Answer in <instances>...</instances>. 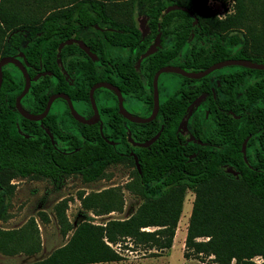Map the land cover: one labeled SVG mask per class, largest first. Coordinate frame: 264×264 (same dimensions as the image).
Listing matches in <instances>:
<instances>
[{
	"label": "trees",
	"instance_id": "trees-1",
	"mask_svg": "<svg viewBox=\"0 0 264 264\" xmlns=\"http://www.w3.org/2000/svg\"><path fill=\"white\" fill-rule=\"evenodd\" d=\"M39 2L44 5V0ZM136 3L147 15L149 31L146 34L135 24L113 18L103 0H74L60 11L42 17L32 15L26 3L0 0V57L23 51L32 66H26L29 74L34 73L33 67L41 64L43 69L51 70L58 77L50 80L51 76L44 74L32 80L22 97V104L31 112L42 111L50 93L64 90L73 100L82 102V112L90 115L93 109L89 88L106 76L103 71H96V61L89 56L85 55L80 58L82 60L68 57L64 60V68L73 76L70 83L61 72L57 57L80 48L65 44L58 51L57 46L72 35L71 31H100L104 23L128 30V33L107 36L110 42L128 44L131 58L117 52L111 60L115 62L117 74L127 76L124 82L117 81L124 92L142 98L144 102L145 97H149L146 112L152 103L153 74L162 65L172 63L197 70L229 57L264 62V55L251 54L245 48L247 39L238 26L241 0H238L237 13L223 19L213 14L205 0H136ZM170 4L186 6L192 14L181 8L165 11ZM261 14L264 31V0L261 1ZM158 30L168 42L142 57L136 66L138 57ZM88 43L93 45L91 41ZM103 44L105 42L101 41ZM95 51L101 59L106 56L105 50ZM8 64L11 63L2 67L0 86V205L3 193L10 192L6 185L16 176L36 174L57 179L65 174L80 173L84 181H92L103 177L110 163L124 160L134 166L136 178L135 185L132 187L128 183V188L143 197L135 212L127 218L109 219L104 224L84 219L70 227L63 208L60 220L64 221V226L61 229L67 233L73 228L72 233L65 242L31 264L119 260L120 253L109 242H119L127 237L147 248L169 247L186 188L195 191L185 238L187 247L195 254H213V260L218 264H230L232 259L236 264H264V140L259 134L264 128V113H258L259 108L264 107V91L255 94L259 87L264 89V69L232 64L243 69L244 75L254 78L246 82L244 94L249 112L238 118L230 116L226 122L230 131L241 128L242 136L248 137L244 144L248 162L236 163L230 158L241 156L240 139L234 145L231 142L227 150L199 145L195 154L190 155L195 148L184 144L178 131L189 103L184 95L175 100L177 105H173L172 97L165 98L155 118L135 122L119 112L116 97L109 89L97 88L94 94L102 114L101 127L98 123L76 120L65 105L50 110L41 119L49 128L48 132L40 121L22 116L15 108V96L23 88L24 77L19 69L11 71ZM176 74L184 83H203L201 79L210 73L200 78ZM99 94L103 97L102 102L98 101ZM108 94L113 96L112 100ZM200 124L204 126V122L200 121ZM158 130V137L147 146L134 145L128 139L130 136L133 140L144 141ZM196 136L205 140V128ZM132 152L138 157L140 171L135 166ZM226 155L228 159L223 162ZM108 192L97 191L84 197L80 195V198L86 208L97 213L121 208L118 198L108 194V200H105ZM63 203L66 204V200ZM148 225L157 227L142 229ZM14 232L19 231L0 229V248L8 245ZM199 236L206 238L196 239ZM18 238L19 242L25 241L22 233ZM255 255H261L263 259L257 261L253 259Z\"/></svg>",
	"mask_w": 264,
	"mask_h": 264
},
{
	"label": "rangeland",
	"instance_id": "rangeland-1",
	"mask_svg": "<svg viewBox=\"0 0 264 264\" xmlns=\"http://www.w3.org/2000/svg\"><path fill=\"white\" fill-rule=\"evenodd\" d=\"M26 3L29 12L37 17H42L50 12H58L67 3L74 0H17ZM108 14L120 22L135 24L143 34L148 33L147 15L137 5L136 0H103ZM262 0H241L239 12V24L247 43L245 48L251 54L264 55V31H262L261 14ZM205 5L218 18L232 16L238 11V0H205ZM239 32V31H236ZM6 36L8 32L4 33ZM168 42V38L162 40ZM238 68L237 65H225L212 71L216 74L225 70ZM182 82V77L174 72H162L158 79L159 97L166 98ZM99 102L103 101L99 95ZM75 107L81 109L84 104L74 102ZM124 106L131 112L142 114L143 102L132 96H126ZM63 107V102L57 100L53 108ZM134 166L128 161L110 163L105 168L103 177L92 181H84L80 173H71L53 179L43 175L16 176L6 185L10 190L3 193L0 205V229H10L14 232L13 238L8 240V245L0 248V264H31L45 257L55 247L65 242L73 231V228L64 233L61 229L64 221L60 220V213L70 227H74L79 221L88 219L94 223H106L109 219H124L135 212L143 201L142 195L132 188L135 185ZM130 186V187H131ZM97 191H109L108 194L121 200L122 207L109 212L97 213L92 208H86L80 198ZM195 191L186 188L181 205V211L176 224L172 244L169 247L147 248L143 244H135L132 239L124 238L119 242H109L120 253L121 258L114 261H102L82 264H218L213 260V254H195L193 249L187 247L185 238ZM66 200V204L63 201ZM157 226L148 225L142 229H154ZM22 230V231H20ZM23 234L25 241L19 242V235ZM1 235V234H0ZM27 237V238H26ZM204 236L196 239H205ZM253 259L261 261V255L253 256ZM230 264H236L232 259Z\"/></svg>",
	"mask_w": 264,
	"mask_h": 264
},
{
	"label": "flooded vegetation",
	"instance_id": "flooded-vegetation-1",
	"mask_svg": "<svg viewBox=\"0 0 264 264\" xmlns=\"http://www.w3.org/2000/svg\"><path fill=\"white\" fill-rule=\"evenodd\" d=\"M99 30L100 31H71L72 35L70 37L65 38V39L75 38V39L83 40L88 45L91 52H93L96 55L95 58L92 57L76 41H72L71 43H64L61 46V48L65 44H75L80 48V49H72L73 51L71 50L69 53L65 52L63 57H60V56L57 57V63L59 65L61 72L64 74L65 79H67L70 83L73 82V76H71L70 73L67 71V69L64 68V60L68 57L69 58L76 57L77 60H82L80 58H83L85 55H87L92 60L96 61V71L98 73H100L101 71L104 72V76H106V79H100V80L109 81V82H111V83H113L119 87V89L121 90V93H122V97H123V104H124V99L126 96L135 97L137 99H140L143 102V106H144L143 113L142 114H138L135 112H132V113L138 114V115H148L151 112L152 107H153V90H152L151 107H150V110L148 112H146L147 108H148L149 97L146 96L144 99L145 100V102H144L142 100V98H139L135 95H131L129 92L128 93L124 92L122 90V88L118 85L117 81H121V82L123 81L124 82L125 80H127V78H126L127 76L126 75L119 76L117 74L118 72L116 71L115 62H113L111 60V58L113 56L117 55V52H119L125 56H128V58H131V53H130V49L128 47V44L118 45L115 42H110L108 39V36H107V35L112 36L116 33H128V30L123 31L121 28L111 27L107 23H104V25L101 26L99 28ZM158 31H161V30H158ZM59 32H62V31H59ZM65 39L61 40L60 42L64 41ZM163 39H165V37H163L161 35V45L159 47L163 46V44H164V42H162ZM88 41H91L93 43V45L91 46L88 43ZM101 41H104L105 44L101 45ZM58 46H59V44H58ZM58 46H57V49L59 51L61 48L59 49ZM95 49H97L99 51L105 50L106 56L102 57V59H101V57L97 54ZM20 52H22V55L19 54ZM57 54H58V52H57ZM12 55H16L19 59H21L27 67L28 66L32 67L30 65V63L26 60L23 51L17 50ZM7 63H11V64H8V67L11 71L14 72L17 69H19L14 63H12V62H7ZM139 63H138V59H137L136 66H138ZM33 68L35 69V71L32 75L30 74L31 76H34L35 74L46 70V69H43V66L41 64L39 65V67H33ZM48 71H50V73H45V74H48L51 76L50 80H52L54 77L55 78L57 77L54 72H52L51 70H48ZM244 72L245 71L243 69L233 68L230 70H225V71L220 72V73H216V74H212V75L209 74L206 77L201 79L203 83H197L194 81H190L188 83L181 82L180 85L167 96V97H172L173 105H177V102L175 100L177 98H179L181 95H184V96L188 97L187 99H189V103L186 107V111L184 113V116L182 117L180 124L178 126V131L182 135V138H184L183 143L187 144V145L190 144L191 147L195 148V151H193L190 154L191 156L195 154V152L197 151V146H199V145H205V146L211 147V148L221 147V148H224L225 150H227L228 147L230 146L231 142L234 145L235 144L234 142H237L240 139V144H239L240 147L239 148H240L241 156L231 157L230 160H232L233 162H236V163L241 162V161L248 162V158L245 156L246 152L243 149V144L246 143V141H247L246 138H248V137L242 136V129L241 128H239L237 131L232 132L228 129L227 124H226V122L228 121L230 116L238 118V117L242 116L243 114L249 112V106H246L245 102H244V94L247 90L246 89V82L250 81L251 79H254V78H252L250 75H247V76L244 75L243 74ZM42 75H44V74L41 73L38 77H40ZM130 75H131L130 69L128 68V82L130 81ZM181 87H182V89L180 91H177ZM97 88H106V87L100 86ZM107 89H109V88H107ZM109 90L114 94V96L116 97V100H117V96L114 93V91L111 89H109ZM186 90L188 92H185ZM59 91H63L69 95V93L64 91V90H58V91H54L52 93L59 92ZM260 91H264V89H260V87H259L255 91V94L259 95ZM158 92H159V88H158ZM52 93H50V94H52ZM50 94H49V96H50ZM94 96H95V94H94ZM108 97L111 98V100L113 99L112 95L110 96L108 94ZM71 99H72V97H71ZM98 99H99V97H98ZM164 99L161 100L159 97V107H158L156 115L160 111L161 103ZM21 100H22V98H21ZM57 100H61L63 102V107H61V108H64L65 105L68 106L66 99H64L62 97H56L52 101L49 111L59 109L57 107L53 108V103ZM95 100H96V98H95ZM75 101H78V100L72 99L74 107H75V104H74ZM96 103H97V101H96ZM21 104H22V101H21ZM90 104H91V102H90ZM14 105H15V103H14ZM97 106H98V104H97ZM117 106H118V101H117ZM82 108L81 109L76 108V110L84 116L92 115L93 111L90 115H86L85 113L82 112ZM98 110H99L100 118H99V120H97L94 123H98L99 126L101 127L102 126V114L100 112L99 107H98ZM38 112H40V111H38ZM35 113H37V112H35ZM258 113L263 114L264 113V107L262 109L259 108ZM156 115H155V117H156ZM198 118H200L201 122H204V126H202L201 124L199 125L200 121L198 120ZM41 119H39L38 121L41 122ZM41 125L43 126V128L46 131L50 132L49 128L46 127L45 125H43L42 122H41ZM202 128H205V132H206V139L205 140H202L198 136H196V133L201 132ZM259 134L261 135L260 137L263 138V140H264V128H262L260 130ZM226 154H227V151H226ZM227 159H228V156L226 155V157H224L222 160H224L223 162H225Z\"/></svg>",
	"mask_w": 264,
	"mask_h": 264
},
{
	"label": "water",
	"instance_id": "water-1",
	"mask_svg": "<svg viewBox=\"0 0 264 264\" xmlns=\"http://www.w3.org/2000/svg\"><path fill=\"white\" fill-rule=\"evenodd\" d=\"M174 8H181L183 10L188 11L190 14H192V12L186 6L179 5V4H170L166 7L165 11H169V10L174 9ZM194 21H196L195 17H194ZM72 41L78 42V44L81 47H83L92 57H94V58L96 57V55L93 52H91L88 45L81 39H75V38L65 39L64 41L59 43L58 48L60 49L64 43H71ZM160 45H161V31H158L154 37V40L140 54V56L138 58V63L140 62L142 57H145L148 54L154 52ZM19 54L22 55V52H20ZM7 62L14 63L20 69V71L24 77L23 88L15 97V107L22 116H24L28 119H32V120H39L48 113L50 106H51V103L54 100V98L62 97L64 99H66V101L68 103V107H69L70 112L73 115V117L76 120L83 122V123H94L97 120H99V118H100L98 106H97L95 96H94V90L100 86L109 88V89L114 91V93L117 96L119 112L125 118H127L130 121H135V122H146V121L152 120L155 117L157 110H158V107H159L158 78H159L160 73H162V72H174V73H179V74L186 76V77H189V78H200V77L207 75L208 73H210L211 71H213L216 68H219V67H222L225 65H231V64L243 65V66L250 67V68L264 69V62L252 60L249 58H243V57H229V58L221 59V60H218V61L211 63L210 65H208L205 68L197 69V70L186 69L183 66L178 65V64L167 63L165 65L160 66L153 74V77H152L153 107H152L151 112L148 115H138V114H134V113L128 111L123 104V97H122V93H121V90L119 89V87L117 85L109 82V81L99 80V81H96L95 83H93L89 88V99L91 102L93 113L90 116H84L76 110V108L73 105L71 97L63 91H59V92H55V93L50 94V96L48 97V99L46 101L44 109L40 112L35 113V112H31L28 109H26L21 104V98L29 90V87L31 85V81L33 79H36L41 73L42 74L50 73V71L44 70L42 72L35 74L34 76H31L26 69L25 63L21 59H19L16 55H12V54L2 55L0 57V85L2 82V78H3L2 66H3V64H5ZM159 134H160V130H158L154 135H152L150 138H148L144 141L133 140L130 136H128V139L134 145L147 146L151 142H153L158 137ZM110 141L113 142L112 140H110ZM244 144H243V149L245 151ZM132 154L134 156L135 166L140 171V165H139L138 157L134 152H132ZM229 170L232 172H235L231 168H229Z\"/></svg>",
	"mask_w": 264,
	"mask_h": 264
}]
</instances>
